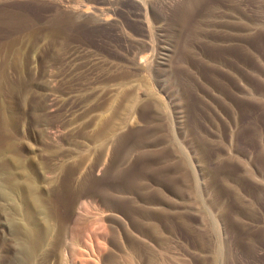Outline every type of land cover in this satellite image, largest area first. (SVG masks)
<instances>
[{"label": "rangeland", "instance_id": "374dc122", "mask_svg": "<svg viewBox=\"0 0 264 264\" xmlns=\"http://www.w3.org/2000/svg\"><path fill=\"white\" fill-rule=\"evenodd\" d=\"M0 264H264V0H0Z\"/></svg>", "mask_w": 264, "mask_h": 264}]
</instances>
